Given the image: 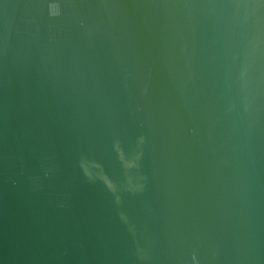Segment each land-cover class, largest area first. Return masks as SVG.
I'll list each match as a JSON object with an SVG mask.
<instances>
[{
	"label": "water",
	"instance_id": "1",
	"mask_svg": "<svg viewBox=\"0 0 264 264\" xmlns=\"http://www.w3.org/2000/svg\"><path fill=\"white\" fill-rule=\"evenodd\" d=\"M0 264H264V0H0Z\"/></svg>",
	"mask_w": 264,
	"mask_h": 264
}]
</instances>
